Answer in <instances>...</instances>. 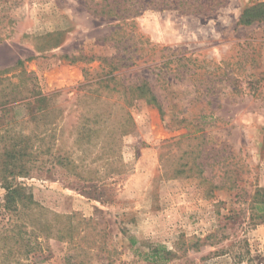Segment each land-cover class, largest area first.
I'll list each match as a JSON object with an SVG mask.
<instances>
[{"label":"rangeland","instance_id":"rangeland-1","mask_svg":"<svg viewBox=\"0 0 264 264\" xmlns=\"http://www.w3.org/2000/svg\"><path fill=\"white\" fill-rule=\"evenodd\" d=\"M263 2L0 0V70L22 60L57 94L74 166L24 180L31 214L5 213L0 188V264H264V18L237 25ZM110 76L148 82L162 114ZM88 129L99 140L75 143Z\"/></svg>","mask_w":264,"mask_h":264},{"label":"trees","instance_id":"trees-1","mask_svg":"<svg viewBox=\"0 0 264 264\" xmlns=\"http://www.w3.org/2000/svg\"><path fill=\"white\" fill-rule=\"evenodd\" d=\"M113 12H115L114 9L108 11V13ZM260 18H264V2L245 9L237 25L248 26ZM182 60H184L183 57H176L165 63L173 61L178 63ZM23 64L24 61L18 60L15 68L19 69V72L10 77L5 75L8 70H0V188L5 192L3 211L13 216L22 213L31 214L40 207L24 180L34 176L53 174L57 167L68 169L73 166L69 155H61L55 148L57 108L53 100L57 94H44L36 77L26 72ZM13 77L18 79L17 82L12 81ZM107 79L114 85L110 89L106 84L105 88L120 92L125 98L126 105L131 104L126 97V94L130 93V98L143 99L146 104L156 108L162 114V105L148 82L141 81L139 84L125 87L122 83H116L120 80L119 76H110ZM124 108L123 106L120 109L125 110ZM20 112H22V117ZM111 116L112 113L105 116L101 114L92 124L96 125L98 122L105 124ZM102 117L109 119L104 118L99 121ZM131 120L127 111H124L118 118L117 126L119 127L115 132L120 134V137L121 134L130 132V128L133 127ZM23 124L26 125L25 129L22 127ZM99 134L101 132L91 133L89 129L85 132L78 131L75 143L81 142L84 138L87 143L93 139L92 137L99 140ZM107 138L111 145L117 142L113 132H107ZM99 143L104 145L105 142L100 140ZM66 219L70 226V217L66 216ZM23 246L27 249V253L30 252L28 244ZM162 250L153 249L146 260L149 262H156V259L167 260L166 252L161 255ZM69 262L67 260L68 264Z\"/></svg>","mask_w":264,"mask_h":264}]
</instances>
